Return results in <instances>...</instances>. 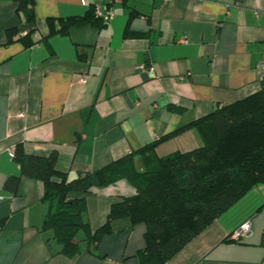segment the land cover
I'll use <instances>...</instances> for the list:
<instances>
[{
  "label": "crops",
  "instance_id": "crops-1",
  "mask_svg": "<svg viewBox=\"0 0 264 264\" xmlns=\"http://www.w3.org/2000/svg\"><path fill=\"white\" fill-rule=\"evenodd\" d=\"M112 6L114 15L101 28L84 24L47 36V17L82 15L88 6L34 0L36 22L25 37L28 26L16 4L0 1V264H140L134 255L144 246V226L121 217L110 221V232L92 250L78 233V254L59 253L40 231L50 209L42 182L23 175L11 157L17 143L28 154L55 151L56 168L68 178L159 139L158 157L186 152L201 143L194 127L165 136L261 87L264 0H127ZM131 8L138 11L133 17ZM10 28L18 32L7 41ZM135 162L141 167L138 155ZM10 176L19 177L15 193L4 187ZM133 193L124 179L86 193L90 229L104 223L112 203ZM245 221L250 234L227 241ZM167 264H264V182Z\"/></svg>",
  "mask_w": 264,
  "mask_h": 264
},
{
  "label": "trees",
  "instance_id": "trees-1",
  "mask_svg": "<svg viewBox=\"0 0 264 264\" xmlns=\"http://www.w3.org/2000/svg\"><path fill=\"white\" fill-rule=\"evenodd\" d=\"M1 1V0H0ZM23 17L25 37L34 30V0H11ZM126 3L127 0H120ZM114 3V2H113ZM108 2L107 5H112ZM138 11L130 10L129 17ZM47 36L67 35L72 26L106 25L92 4L82 15L47 17ZM18 28L7 29V41ZM131 33L124 31V35ZM81 60L85 55L79 54ZM194 127L201 139L196 148L163 157L155 153L159 140L110 161L100 168L68 178L56 168V152L28 154L17 143L13 160L23 175L41 180L42 200L50 205L41 232L58 245V252L73 257L79 252L77 234L82 233L92 250L110 232V221L128 218L144 226V246L135 253L140 264H167L187 242L227 210L249 189L264 182V84L255 93L215 108L165 137ZM162 139V138H161ZM141 159V167L135 157ZM126 180L134 193L111 204L104 223L91 230L84 195L95 188ZM19 177L10 176L4 187L15 193ZM72 193L79 195L71 196ZM53 207V208H52ZM227 241H231L226 238Z\"/></svg>",
  "mask_w": 264,
  "mask_h": 264
},
{
  "label": "built area",
  "instance_id": "built-area-1",
  "mask_svg": "<svg viewBox=\"0 0 264 264\" xmlns=\"http://www.w3.org/2000/svg\"><path fill=\"white\" fill-rule=\"evenodd\" d=\"M120 0H110V2H117ZM82 4L89 6L86 0H82ZM95 13L100 16L104 21H109L114 15V8L110 5H103L100 3H92ZM257 70L259 73V78L262 84H264V54H262L260 60L257 63ZM11 157L13 153L11 152ZM250 234V223L245 221L241 223L238 227L233 229L228 234V239L231 241H240L241 239L247 237Z\"/></svg>",
  "mask_w": 264,
  "mask_h": 264
}]
</instances>
